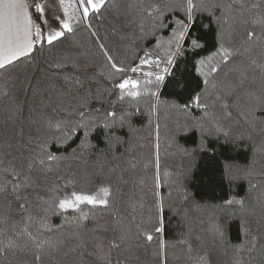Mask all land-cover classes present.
<instances>
[{"label":"snow or ice","instance_id":"obj_1","mask_svg":"<svg viewBox=\"0 0 264 264\" xmlns=\"http://www.w3.org/2000/svg\"><path fill=\"white\" fill-rule=\"evenodd\" d=\"M0 264H264V0H0Z\"/></svg>","mask_w":264,"mask_h":264},{"label":"trees","instance_id":"obj_2","mask_svg":"<svg viewBox=\"0 0 264 264\" xmlns=\"http://www.w3.org/2000/svg\"><path fill=\"white\" fill-rule=\"evenodd\" d=\"M224 191H225L224 189H216L215 192H208L206 194V196L207 197H217V198H219V197H222L224 195ZM173 223H175V222H173ZM235 231H236V229L233 228V233L234 234H235ZM174 234H175L174 230H170L169 235L172 236Z\"/></svg>","mask_w":264,"mask_h":264}]
</instances>
